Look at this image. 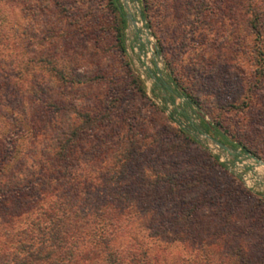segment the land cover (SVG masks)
<instances>
[{"label":"rangeland","instance_id":"1","mask_svg":"<svg viewBox=\"0 0 264 264\" xmlns=\"http://www.w3.org/2000/svg\"><path fill=\"white\" fill-rule=\"evenodd\" d=\"M206 1L215 6L201 19L187 0H129L136 27L120 31L112 0H0V133L14 136L9 170L29 177L37 194L49 183L38 180L54 155L50 139L68 116L75 120L74 111L98 113L109 106L108 124L72 152V171L87 164L111 167L101 161L102 150L109 155L117 141L139 133L163 144L145 140L154 148L140 155L141 167H157L158 160L180 172L178 179L200 181L196 192L153 205L149 215L121 230L117 244L137 237L153 257L149 264H264V75L254 73L244 23L219 6L221 0ZM253 78L258 82L251 84ZM156 79L172 90L178 85L199 103L200 111H188L190 122L205 117L219 123L234 145L249 152L224 145L231 153L222 154L198 141L225 168H209L212 161L197 145L164 152L173 129L189 121L173 114L184 98L172 104ZM198 193L183 207L182 199Z\"/></svg>","mask_w":264,"mask_h":264},{"label":"trees","instance_id":"2","mask_svg":"<svg viewBox=\"0 0 264 264\" xmlns=\"http://www.w3.org/2000/svg\"><path fill=\"white\" fill-rule=\"evenodd\" d=\"M112 1L117 5L121 31L126 27V16L119 0ZM185 6L189 10L195 9L196 15L203 19V12L208 11L210 6L214 7L215 3L187 0ZM219 6L233 11L236 20L246 26L247 35L253 41L250 52L257 68L254 73L264 75V0H233L232 3L221 0ZM175 10L178 13L180 10L174 9L177 17ZM185 13L191 15L186 10ZM118 34L119 47L124 51L123 34ZM235 34V41L238 42L240 38L237 30ZM40 62L41 60L37 61ZM53 70H56L55 67H52ZM251 82L257 83L258 79L253 78ZM155 85L169 91V101L172 104L174 98H184L181 109L174 107L173 114L189 121L188 111L193 112L195 108L201 110L199 103L178 85L172 90L159 79H156ZM261 86L264 90V79ZM110 110L106 106L98 113L74 111L72 115H75V120L71 119V115L68 116L58 133L50 139L54 143V155L47 161L49 166L40 170L38 180L43 183L48 180L49 183L47 188L37 194L33 191L37 185L29 183V177L9 170L14 136L12 137L13 133L10 134L11 131L0 133V264L152 262L153 257L144 248L147 244L137 237H130L123 245L117 244L121 230L149 215L153 205H164L168 195L185 191L193 193L200 181L178 179L180 172L167 169L158 160L157 167H141L144 160L140 155L149 153L154 148L152 145L146 146L145 140L149 139L159 147H163V144L154 135L141 137L139 133H129L117 141L109 155L102 150L101 161L107 159L111 162V167L91 169L87 164L82 170L72 171V152L79 141L108 124L106 121L110 119ZM172 133V143L166 144L164 152L169 154L175 150L173 148L176 145L184 146L185 151H189L190 146L197 145L204 151L205 160L212 161L209 168H225V164L219 163L218 157L207 154L193 134L210 135L234 151L239 147L240 154L249 152L240 144L234 145L227 133L221 130L219 123L207 121L205 117H201L198 124L189 121L188 127L179 126ZM6 145H10L11 149ZM199 194L201 193L191 199H182L183 207L186 203L193 202ZM187 218L185 221H190L188 215ZM149 221H153L152 218Z\"/></svg>","mask_w":264,"mask_h":264},{"label":"water","instance_id":"3","mask_svg":"<svg viewBox=\"0 0 264 264\" xmlns=\"http://www.w3.org/2000/svg\"><path fill=\"white\" fill-rule=\"evenodd\" d=\"M122 3V7L126 16V20H127V24L130 28H135L136 24H135V18L133 15V12L131 10L130 4H129V0H121ZM197 135H201L203 137V140H199L196 135L193 134V136H195V138L202 143L203 145H206L207 143H210L211 146H213L214 150L220 152V153H231V150L229 148H227L226 146H224L223 144L219 143L217 140L213 139L212 137H210L207 134H197Z\"/></svg>","mask_w":264,"mask_h":264}]
</instances>
